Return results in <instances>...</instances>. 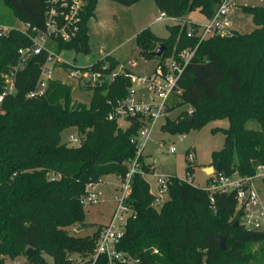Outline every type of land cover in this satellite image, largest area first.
Wrapping results in <instances>:
<instances>
[{
  "label": "trees",
  "instance_id": "obj_1",
  "mask_svg": "<svg viewBox=\"0 0 264 264\" xmlns=\"http://www.w3.org/2000/svg\"><path fill=\"white\" fill-rule=\"evenodd\" d=\"M131 6L141 0H110ZM159 12L182 18L194 12L210 18L221 0H152ZM76 23L75 36L69 41L56 39L53 49L73 50L75 55L90 53L88 23L94 17L98 0H84ZM13 18L29 25L23 32L12 28L0 35V94L5 76L17 65L19 48L31 43V29L45 31L48 0H0ZM254 28L232 36H213L202 41L187 65L180 81L182 89L176 106L192 109L188 123L166 120L161 126L170 134H183L209 122L226 119L223 147L210 155L214 175L255 176L264 169V0L262 5H242ZM167 38L142 29L134 42L138 54L157 59L151 52L162 43L161 57L171 50L194 47L197 40L186 35L185 26L168 27ZM45 62V54L31 57L25 67L13 75L14 93L0 103V264L5 258L25 256L26 264H74L77 256L94 252L95 239L102 225L91 235L73 237L67 228L83 225L81 198L86 186L102 177L124 179L128 163L136 156L131 141L138 129H127L107 120L106 100L121 97L127 86V69L111 82L91 88L87 104L72 103L71 88L51 81L44 97L28 99ZM107 65L105 70L101 66ZM120 65L112 55L100 57L92 68L109 75ZM254 122L255 128L248 127ZM75 128L83 135L79 147L61 142V133ZM138 172L131 175L129 206L134 215L128 219L119 251L139 260L137 264H264V232L246 231L236 212L235 192L209 193L170 177L169 199L159 210L142 173L149 166L138 157ZM189 163V161H187ZM148 166V167H147ZM186 178L192 174L187 165ZM49 174L57 175L49 177ZM264 183V178H263ZM212 197L213 202L210 201ZM221 235L227 237V249H219ZM257 246V249H253ZM34 249L31 256L25 250ZM156 249L157 253L153 250ZM73 254V257H70Z\"/></svg>",
  "mask_w": 264,
  "mask_h": 264
},
{
  "label": "built area",
  "instance_id": "obj_2",
  "mask_svg": "<svg viewBox=\"0 0 264 264\" xmlns=\"http://www.w3.org/2000/svg\"><path fill=\"white\" fill-rule=\"evenodd\" d=\"M84 3V0H48V11L45 14V31L39 33L34 28L31 29L28 34L31 43L18 49V62L10 74L5 76V89L0 94V103L5 95L14 93L13 75L17 71L22 70L31 57L41 53L45 54V62L40 67V74L34 88L25 95L28 99L44 97L49 83L58 81L55 80V65L57 63L61 65L62 73H64L66 78L75 80L82 87L89 90L103 82H111L122 69H127L124 64L120 63L109 75H103L99 69L92 68L98 59L89 65L81 66L76 63V57H72L70 60L62 58L64 53H74L73 50L56 52L53 49L56 39L69 41L75 36L76 23ZM230 8V0H221L213 15L204 23L199 24L185 19L181 20V23H176L175 25L185 26L187 37L196 39L197 44L194 47L188 46L181 50L173 48L170 54L165 57H161V54L151 69L145 74L133 73L127 69L128 72L125 74L127 86L122 96L113 101L106 100L109 105L107 120L114 121L122 129H127L132 124L138 125L136 133L131 138V141L136 145V156L129 163L130 168L125 178L120 179L121 187L115 197L114 207L107 222L98 231L94 252L85 258L77 256L74 264H137L139 262L138 259L133 258L130 254L117 249L124 236L128 219L134 215L128 203L131 175L139 170L138 157L142 156L158 120L162 119L164 125L166 120H171L169 118L170 113L179 107L176 106L177 100H180L179 97L182 93L179 81L193 58L198 45L213 36L233 35L235 30L233 31L230 28L227 20ZM162 18L177 22L183 19L171 18L163 12H159V16L155 21ZM22 26L23 32L29 28L27 24H22ZM10 29L12 28L0 24V35L6 34ZM130 66H135V63L131 62ZM106 68L107 65H103L100 69L105 70ZM191 112L192 109L189 106L187 115L190 116ZM122 123L125 124V128H123ZM75 133H71L67 137L66 145L68 147H79L81 145L83 135L77 130ZM170 152H174V149L171 148ZM187 158L190 162L193 161L191 154H188ZM149 165L154 170L155 161H152ZM259 169L261 173L257 172L252 177H241L237 173L232 175L216 174L210 184L201 188L209 193L227 194L235 192L237 200L236 212L241 213L238 223L246 231L252 232H264V195L255 190L251 183L254 177L263 180L264 169ZM170 177L173 176L160 175L156 178L157 193L153 194V206L155 208L162 206L164 203ZM182 180L192 185L190 177ZM101 186L102 178L86 186L85 193L81 198L83 206L97 205L103 200L104 191ZM210 201L213 202L212 197ZM153 252L157 253V250L154 249Z\"/></svg>",
  "mask_w": 264,
  "mask_h": 264
},
{
  "label": "rangeland",
  "instance_id": "obj_3",
  "mask_svg": "<svg viewBox=\"0 0 264 264\" xmlns=\"http://www.w3.org/2000/svg\"><path fill=\"white\" fill-rule=\"evenodd\" d=\"M260 1L230 0L232 10L228 15L233 27L236 29L235 31L233 30L234 32L246 33L253 29L254 24L250 15L244 14L240 7L242 5H262L263 2ZM139 2L136 5L124 6L110 0H98L95 17L91 18L89 22L90 53L87 55H75L73 52L64 53L62 58L70 60L72 57H76L78 65L86 66L101 56L110 54L116 57L131 72L137 74L147 73L156 59L146 60L138 54V49L134 42L135 34L142 30L144 25H148L147 27L155 36L167 38L169 35L168 27L181 23V20L184 19H180L178 22L168 18L155 21L159 16V12L154 2L152 0H141ZM187 19L198 20L199 18L195 13H192ZM0 24L20 30L23 28L22 24L13 18L11 11L2 3H0ZM131 62H134L135 66H130ZM55 66V80L71 88L72 103L87 104L91 98V90L82 87L75 80L66 78L59 63ZM188 109L189 106L181 105L170 113L169 118L171 120H182L190 117L187 115ZM122 125L125 128V124L122 123ZM162 125L163 120H158L141 156L145 165L151 164L152 161H155L156 164L154 170L147 166L151 172L142 173V176L148 182L151 193L154 195L157 193V176L165 175L184 179L187 176L185 171L187 165L192 168L190 178L193 186L203 188L210 184L214 178L213 167L209 166L211 162L210 155L213 151L220 150L224 143V134L219 130H212L227 128L228 121L226 119L215 120L199 129H191L183 134H170L163 131L161 129ZM247 126L255 128L256 124L250 122ZM75 132V128L63 131L61 133V142L66 145L69 134H76ZM171 148L174 149L172 153L170 152ZM188 154L192 155L193 161H189L187 158ZM128 166L130 168L129 163ZM205 167H211L212 172L206 173L204 171ZM257 172L261 173V170L259 169ZM48 176L57 178V175L53 174ZM251 183L255 190L264 195V183L261 178L254 177ZM120 187L121 180L114 175H108L105 180H102L103 200L97 205L83 206L85 214L83 225L76 224L68 227V234L73 237H83L93 234L99 225H104L114 207L115 197ZM168 199L169 195L167 194L163 202L165 203ZM160 206L156 210H159ZM220 237H224L223 245L226 250L227 237L224 235ZM253 249H257V246H254ZM73 256V254H70V257ZM44 257L48 264H53L51 258L45 255ZM5 264H26V258L23 255L12 260L6 257Z\"/></svg>",
  "mask_w": 264,
  "mask_h": 264
},
{
  "label": "water",
  "instance_id": "obj_4",
  "mask_svg": "<svg viewBox=\"0 0 264 264\" xmlns=\"http://www.w3.org/2000/svg\"><path fill=\"white\" fill-rule=\"evenodd\" d=\"M166 50V46L162 43L158 44L154 50L151 52V54L154 56V57H159L161 56V54H163ZM192 120L191 117H186L184 119L181 120V123H188ZM181 138V136H180ZM204 171L207 173V172H212V168L209 167L207 169H204ZM238 222L236 221L235 222V225H237ZM223 241H224V237H219V241H218V245H219V249L221 251H224L225 250V247L223 245ZM34 253V249L28 247L26 250H25V255L26 256H31L32 254Z\"/></svg>",
  "mask_w": 264,
  "mask_h": 264
},
{
  "label": "crops",
  "instance_id": "obj_5",
  "mask_svg": "<svg viewBox=\"0 0 264 264\" xmlns=\"http://www.w3.org/2000/svg\"><path fill=\"white\" fill-rule=\"evenodd\" d=\"M261 1L263 2V0H261ZM261 1H260V2H261ZM97 3H98V2H97ZM138 3H140V2H138ZM138 3H136V4H138ZM136 4H135V5H136ZM260 5H261V4H260ZM96 9H97V5H96V8H95V11H96ZM231 10H232V4H231L230 12H231ZM95 11H94V17H95ZM158 12H159V11H158ZM230 12H229V14H230ZM194 13L198 16L199 19H198V20H194V19L192 20V19H191L192 21H194V22L200 24V23H204V22L207 20L205 17H203V16L200 15L199 13H197V12H194ZM189 16H191V14L188 15V16L182 17V18H183V19L186 18L185 20H189V19H187ZM90 20H91V19H90ZM227 20H228V22H229L230 28L233 29V30H236V29L233 27V23H231L232 21H231V19L229 18V15H228V17H227ZM89 22H90V21H89ZM88 26H89V23H88ZM147 26H148V25H144V28H143V29L148 28ZM253 28H254V27H253ZM251 30H252V29H251ZM251 30H250V31H251ZM140 31H141V30H140ZM137 33H138V32H137ZM137 33H136V34H137ZM136 34H135V35H136ZM134 37H135V36H134ZM115 58H116V57H115ZM116 59H117V58H116ZM117 60H118V59H117ZM118 61H119V60H118ZM119 62H120V61H119ZM120 63H121V62H120ZM147 165H149V164H147ZM207 167H208V166H207ZM207 167H205L204 169H207ZM106 177H107V176L102 177V180H105ZM150 193H151V190H150ZM151 194H152V193H151ZM108 218H109V217H108ZM108 218H107L106 220H108ZM105 222H106V221H105Z\"/></svg>",
  "mask_w": 264,
  "mask_h": 264
}]
</instances>
